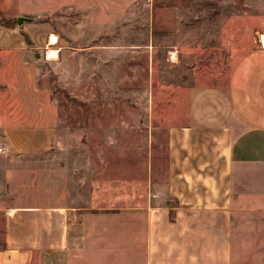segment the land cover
<instances>
[{
  "label": "rangeland",
  "instance_id": "obj_1",
  "mask_svg": "<svg viewBox=\"0 0 264 264\" xmlns=\"http://www.w3.org/2000/svg\"><path fill=\"white\" fill-rule=\"evenodd\" d=\"M258 6L261 0H0V19L34 45L38 84L55 103L54 147L31 162L54 173L31 179L30 195L81 208L85 236L80 230L71 239L72 264H237L236 250L222 256L217 225L215 240L206 241L204 224L190 236L191 226L177 220L180 200L167 188L168 129L186 113L192 85L220 82L232 56L260 42ZM20 16L28 20L19 24ZM52 34L56 44L38 47ZM50 48L58 57H47ZM3 219L0 212L1 240Z\"/></svg>",
  "mask_w": 264,
  "mask_h": 264
},
{
  "label": "crops",
  "instance_id": "obj_2",
  "mask_svg": "<svg viewBox=\"0 0 264 264\" xmlns=\"http://www.w3.org/2000/svg\"><path fill=\"white\" fill-rule=\"evenodd\" d=\"M257 8L260 42L236 52L220 82L192 85L186 113L168 129L167 188L180 200L177 220L191 226L190 236L204 224L206 241L215 240L217 225L222 256L236 250L237 264H264V0ZM53 35L38 47L56 44ZM33 46L17 27L0 25V264H72L71 239L80 230L85 236L81 208L30 195L31 179L54 173L31 162L54 147L56 113L38 84Z\"/></svg>",
  "mask_w": 264,
  "mask_h": 264
},
{
  "label": "bare ground",
  "instance_id": "obj_3",
  "mask_svg": "<svg viewBox=\"0 0 264 264\" xmlns=\"http://www.w3.org/2000/svg\"><path fill=\"white\" fill-rule=\"evenodd\" d=\"M57 39H58V36L57 35H53L52 42H56ZM262 40L264 42V34L262 36ZM58 53H59V50L58 49L50 48L48 50V56L47 57H49V58H56V57H58Z\"/></svg>",
  "mask_w": 264,
  "mask_h": 264
},
{
  "label": "trees",
  "instance_id": "obj_4",
  "mask_svg": "<svg viewBox=\"0 0 264 264\" xmlns=\"http://www.w3.org/2000/svg\"><path fill=\"white\" fill-rule=\"evenodd\" d=\"M11 21L9 20H4V19H0V25H5V26H11Z\"/></svg>",
  "mask_w": 264,
  "mask_h": 264
},
{
  "label": "water",
  "instance_id": "obj_5",
  "mask_svg": "<svg viewBox=\"0 0 264 264\" xmlns=\"http://www.w3.org/2000/svg\"><path fill=\"white\" fill-rule=\"evenodd\" d=\"M27 20H28L27 17H25V16H20V17L18 18V23H19V24H22L23 22H25V21H27ZM37 56H39V53L37 54Z\"/></svg>",
  "mask_w": 264,
  "mask_h": 264
},
{
  "label": "built area",
  "instance_id": "obj_6",
  "mask_svg": "<svg viewBox=\"0 0 264 264\" xmlns=\"http://www.w3.org/2000/svg\"><path fill=\"white\" fill-rule=\"evenodd\" d=\"M0 152H4V147H0Z\"/></svg>",
  "mask_w": 264,
  "mask_h": 264
}]
</instances>
